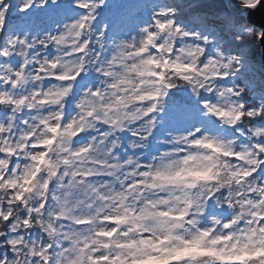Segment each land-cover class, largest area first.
<instances>
[{"label":"snow or ice","instance_id":"snow-or-ice-1","mask_svg":"<svg viewBox=\"0 0 264 264\" xmlns=\"http://www.w3.org/2000/svg\"><path fill=\"white\" fill-rule=\"evenodd\" d=\"M0 264H264V0H0Z\"/></svg>","mask_w":264,"mask_h":264}]
</instances>
